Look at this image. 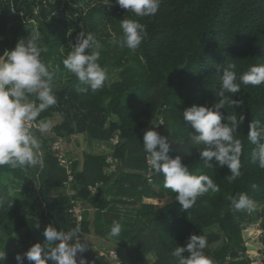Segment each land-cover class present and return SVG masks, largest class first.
<instances>
[{"label": "trees", "instance_id": "trees-1", "mask_svg": "<svg viewBox=\"0 0 264 264\" xmlns=\"http://www.w3.org/2000/svg\"><path fill=\"white\" fill-rule=\"evenodd\" d=\"M72 1L84 2L82 30L93 33L102 44L99 63L117 73L116 79L108 78L95 94L78 93V79L62 63L70 51L64 48L62 9ZM93 2L0 0V53L15 48L20 39L27 41L31 31H39L40 43L47 48L41 53L42 61L52 64L53 77L63 78L62 85L53 86L57 104L37 118V122H51L50 129L41 133L31 128L41 144L42 166L0 167V197L5 198L0 208V250L7 253L4 264H17V253L23 255L33 243L43 244L42 234L49 224L63 231L79 226L80 236L88 239L91 232L106 237L114 222L122 227L117 237L121 249L117 250L124 261L119 264H176L172 250L186 245L192 234L206 237L204 253L212 264H250L249 259L240 260L247 250L242 238L246 211L233 212L226 197L246 193L264 205V168L251 162L256 146L247 139L252 120L264 123V85H242L233 97L242 106L221 110L222 123L228 122V115L245 117L236 133L242 142V175L231 183L227 166H203L197 151L203 146L188 140L193 129L182 112L193 105L210 107L217 101L220 75L228 63L237 65L238 74L264 64V0H162L154 17L142 18L119 5L101 9L92 7ZM69 8L73 14V7ZM125 16L147 26L148 38L135 51L109 43V26L119 36L120 19ZM63 48L66 56L61 55ZM153 127L168 137L170 156H180L191 174L209 175L220 191L207 193L191 209L181 210L175 193L164 188L163 175L147 164L143 135ZM74 135L86 136L90 145L104 144L110 153L85 150L81 160H72L69 154L73 176L69 182L52 143L61 137L66 144ZM26 172L32 174L30 178ZM36 179L38 189L33 185ZM96 184L98 191L92 194L90 187ZM252 184L258 188L253 190ZM68 188L75 193L67 194ZM77 201L80 221L72 213ZM43 208L49 219L42 229L37 215L43 217ZM120 216L125 219L121 221ZM80 255L88 264H113L93 250L89 240L87 251L77 256L78 264ZM23 264L32 262L25 258Z\"/></svg>", "mask_w": 264, "mask_h": 264}, {"label": "clouds", "instance_id": "clouds-1", "mask_svg": "<svg viewBox=\"0 0 264 264\" xmlns=\"http://www.w3.org/2000/svg\"><path fill=\"white\" fill-rule=\"evenodd\" d=\"M115 3L126 9L127 13L142 18L154 17L162 0H115ZM120 29L119 36L114 32L111 34L109 43L121 50L127 48L135 51L149 35L145 24L126 16L120 19ZM41 40L40 32L34 30L27 41L20 39L15 48L0 53V167L7 165L15 169L43 164L39 151L41 144L32 133L31 126L35 125L41 133L50 129L49 122H37V118L40 113L57 104V97L53 91V73L41 59V53L47 51L41 45ZM101 49L102 44L93 33L80 31L63 59V66L75 75L81 85L76 89L78 93L87 94L91 91L95 94L104 88L109 77L107 69L99 63ZM236 68L235 63H228L223 68L220 88L215 93L218 99L212 106L193 105L182 112L183 120L190 123L193 129L188 140L195 146H203L197 148L199 160L206 168L227 166L230 170V175H227L229 183L242 175V142L236 138V133L245 117L243 114L239 117L228 115V122L222 123L221 110L242 106L241 100L233 99L242 85H264V64H254L239 74ZM154 127L143 135L147 164L154 173L163 175L164 188L175 193V200L181 205V210L191 209L197 199L207 193L220 191L219 185L209 175L191 174L180 156H170L168 137L159 134ZM247 139L256 146L251 152V162L264 168V123L252 120ZM251 187L256 190L258 185L252 184ZM13 195L9 190L8 196ZM226 198L233 212L250 213L255 209V201L246 193ZM12 202L8 207H11ZM4 205L5 198L0 197V208ZM121 230V224L114 222L109 237H118ZM80 232L79 226L63 231L49 224L43 231L44 243H33L23 255L17 253L15 260L17 264H23L25 258L32 264H48V261L53 264H78V254L88 249V239L81 237ZM206 247V237L192 234L186 245L176 246L172 250L171 256L175 258L176 264H212L204 253ZM185 252L188 255H183ZM6 258V251L0 250V264H4ZM79 264H88L83 255H80Z\"/></svg>", "mask_w": 264, "mask_h": 264}, {"label": "rangeland", "instance_id": "rangeland-1", "mask_svg": "<svg viewBox=\"0 0 264 264\" xmlns=\"http://www.w3.org/2000/svg\"><path fill=\"white\" fill-rule=\"evenodd\" d=\"M73 7V14L71 12V9L69 6ZM94 5V6H93ZM118 4L115 3V0H94L92 7H99L101 9L109 8V7H117ZM85 7L83 1H76L70 4L67 3L66 7H63L62 12L63 15L61 16L62 20L65 24V30L62 34V37L65 41L64 48L71 49V45L76 42V34L79 33L82 30V15H83V8ZM77 22L76 24H74ZM34 26V25H33ZM35 29V27H33ZM109 31L111 34L114 32L112 31V28L109 26ZM115 33V32H114ZM30 35V33H29ZM71 42V43H70ZM62 49V56H66L65 49ZM50 70H53L52 64H49ZM108 72L109 80L116 79L117 73L113 71L112 73ZM62 77H59V75L55 74L52 79V85L53 86H59L62 85ZM50 125L51 122H50ZM72 142H67L65 144L66 147V153L68 154V159L72 156V160H81L82 153L85 150H90L91 152L96 151H104L110 153L106 147V145H90L89 147V141L85 139V136H72ZM71 156H70V155ZM107 154V155H108ZM70 163H71V161ZM27 178L31 177L30 173L26 172L25 174ZM33 185L36 186V188H39V180L36 179L33 181ZM72 190L70 188L66 189L67 194H72ZM44 209V208H43ZM74 212V210H73ZM76 214V212H74ZM43 217L38 214L37 215V222L41 225L42 229L47 225L48 221V211L43 210ZM246 222L243 225L242 230V238L244 241V245L247 246V250L245 253L241 256V259H249L250 264H264V244L262 243V238L264 237V232L262 230V226L264 224V205H258L255 203V209L252 212L246 211ZM253 218H257L255 223H251V220ZM113 224H110L108 227H112ZM43 236V234H42ZM44 239V237H43ZM88 240L93 248V250L97 251L99 254H102L105 256L110 262L113 264H119L122 261H124V255L123 253H120L117 249H121L119 246V239L117 237H109V234L106 237H101L100 235L94 234L91 232L90 236H88ZM218 244V243H217ZM216 245V244H215ZM150 261L154 260V256L149 255L148 256Z\"/></svg>", "mask_w": 264, "mask_h": 264}, {"label": "built area", "instance_id": "built-area-1", "mask_svg": "<svg viewBox=\"0 0 264 264\" xmlns=\"http://www.w3.org/2000/svg\"><path fill=\"white\" fill-rule=\"evenodd\" d=\"M31 128H37L35 125H32ZM113 143H116V140L112 141ZM52 150H54L55 155L57 156L60 165L64 166L66 168L67 174L69 175L68 177V181H72L73 180V176L71 173V166H70V161L68 159V154L65 152L66 151V147H65V143L63 141V139L61 137H58L53 143H52ZM108 161L110 162V170L114 171L115 165L112 163L111 158H108ZM97 186L98 184H96L95 186L90 187V190L92 192V194L97 193ZM72 190V189H71ZM72 194H74L75 192L72 190L71 191ZM76 212V214H74V212ZM72 213L73 215L77 218V221L81 220V204L77 201L76 204L73 206L72 208ZM229 258L227 259L228 262Z\"/></svg>", "mask_w": 264, "mask_h": 264}, {"label": "crops", "instance_id": "crops-1", "mask_svg": "<svg viewBox=\"0 0 264 264\" xmlns=\"http://www.w3.org/2000/svg\"><path fill=\"white\" fill-rule=\"evenodd\" d=\"M74 136H81V135H74ZM85 139L87 140V137L85 136ZM69 142H72V139L69 141ZM68 142V143H69ZM89 147H90V143H89ZM103 196V194L101 195V197ZM121 221L122 220H124L125 218H124V216H120V218H119Z\"/></svg>", "mask_w": 264, "mask_h": 264}, {"label": "water", "instance_id": "water-1", "mask_svg": "<svg viewBox=\"0 0 264 264\" xmlns=\"http://www.w3.org/2000/svg\"><path fill=\"white\" fill-rule=\"evenodd\" d=\"M151 125H152V123H150V124L148 125V127H150ZM148 127H147V128H148Z\"/></svg>", "mask_w": 264, "mask_h": 264}]
</instances>
